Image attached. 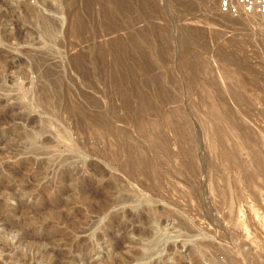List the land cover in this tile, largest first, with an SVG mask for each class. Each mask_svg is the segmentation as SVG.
<instances>
[{
    "label": "rangeland",
    "instance_id": "1",
    "mask_svg": "<svg viewBox=\"0 0 264 264\" xmlns=\"http://www.w3.org/2000/svg\"><path fill=\"white\" fill-rule=\"evenodd\" d=\"M219 3L0 0V264H264V16Z\"/></svg>",
    "mask_w": 264,
    "mask_h": 264
},
{
    "label": "built area",
    "instance_id": "2",
    "mask_svg": "<svg viewBox=\"0 0 264 264\" xmlns=\"http://www.w3.org/2000/svg\"><path fill=\"white\" fill-rule=\"evenodd\" d=\"M222 15H260L264 16V0H220Z\"/></svg>",
    "mask_w": 264,
    "mask_h": 264
},
{
    "label": "water",
    "instance_id": "3",
    "mask_svg": "<svg viewBox=\"0 0 264 264\" xmlns=\"http://www.w3.org/2000/svg\"><path fill=\"white\" fill-rule=\"evenodd\" d=\"M162 238V235H158V237L155 239L153 246L150 249L151 254H155L159 252L160 250V239Z\"/></svg>",
    "mask_w": 264,
    "mask_h": 264
},
{
    "label": "bare ground",
    "instance_id": "4",
    "mask_svg": "<svg viewBox=\"0 0 264 264\" xmlns=\"http://www.w3.org/2000/svg\"><path fill=\"white\" fill-rule=\"evenodd\" d=\"M240 16H243V15H240ZM244 16H245V15H244ZM246 16H253V18H254V17L260 16V15H246ZM238 77H239V76H238ZM240 77H241V76H240ZM258 79H259V78H258ZM230 81H231V80H230ZM245 84H246V83H245ZM211 104H212V103H211ZM214 104H215V103H214ZM214 109H215V108H214ZM241 114H242V113H241ZM219 116H220V115H219ZM230 119H231V118H230ZM229 122H230V121H229ZM214 125H215V124H214ZM216 125H217V124H216ZM250 126H251V125H250ZM252 128H253V127H252ZM210 129H211V128H210ZM217 129H218V128H217ZM212 130H213V129H212ZM217 131H218V130H217ZM217 131H216V132H217ZM218 132H220V131H218ZM207 133H208V132H207ZM237 133H238V132H237ZM246 133H247V132H246ZM221 134H222V133L220 132V136H222V135L224 136V134H222V135H221ZM229 134H230V133H229ZM257 134H258V132H257ZM218 135H219V133H218ZM210 137H211V135H210ZM215 138H216V137H215ZM223 138H224V137H223ZM223 138H222V139H223ZM227 139H228V138H227ZM227 139H226V140H227ZM211 140H212V139H211ZM217 142H218V141H217ZM243 142H244V141H243ZM244 143H245V142H244ZM212 145H214V144L212 143ZM246 146H247V144H246ZM254 147H255V146H254ZM212 149H213V148H212ZM225 150H226V149H225ZM241 150H242V149H241ZM263 151H264V150H263ZM225 153H226V151H225ZM246 153H247V152H246ZM229 155H230V154H229ZM262 159H263V158H262ZM231 162H232V161H231ZM243 163H244V162H243ZM229 164H230V163H229ZM254 165H255V164H254ZM241 174H242V173H241ZM160 218H161V217H160ZM159 224H160V223H159ZM199 243H200V242H199ZM201 248H202V247H201ZM203 248H204V247H203Z\"/></svg>",
    "mask_w": 264,
    "mask_h": 264
}]
</instances>
